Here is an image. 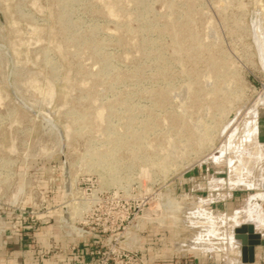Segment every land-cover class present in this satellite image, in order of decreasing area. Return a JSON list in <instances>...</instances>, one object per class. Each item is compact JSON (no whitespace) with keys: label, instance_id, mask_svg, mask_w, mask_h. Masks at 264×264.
<instances>
[{"label":"rangeland","instance_id":"rangeland-1","mask_svg":"<svg viewBox=\"0 0 264 264\" xmlns=\"http://www.w3.org/2000/svg\"><path fill=\"white\" fill-rule=\"evenodd\" d=\"M242 223L264 236V0H0V253L264 264Z\"/></svg>","mask_w":264,"mask_h":264},{"label":"crops","instance_id":"crops-1","mask_svg":"<svg viewBox=\"0 0 264 264\" xmlns=\"http://www.w3.org/2000/svg\"><path fill=\"white\" fill-rule=\"evenodd\" d=\"M263 235V234H262ZM264 236H261V238ZM262 243H264V238H262ZM262 252L264 251V245L260 246ZM258 250L256 248V256ZM61 260L57 261L55 258L50 260L43 256H36L32 250L27 246L23 245H13L11 250L3 251L0 253V264H61ZM256 261V260H255ZM255 263V262H253ZM63 264V263H62Z\"/></svg>","mask_w":264,"mask_h":264},{"label":"water","instance_id":"water-1","mask_svg":"<svg viewBox=\"0 0 264 264\" xmlns=\"http://www.w3.org/2000/svg\"><path fill=\"white\" fill-rule=\"evenodd\" d=\"M236 237L241 240V258L244 263H253L256 246L261 244V234L255 232L252 224H241L236 229Z\"/></svg>","mask_w":264,"mask_h":264},{"label":"bare ground","instance_id":"bare-ground-1","mask_svg":"<svg viewBox=\"0 0 264 264\" xmlns=\"http://www.w3.org/2000/svg\"><path fill=\"white\" fill-rule=\"evenodd\" d=\"M255 115H256V111H255ZM262 177H263V176H262ZM255 206H256V205H255ZM253 208H254V206H253ZM253 208H252V209H253ZM252 209H251V211H253ZM254 210H256V209L254 208ZM257 211H258V210H257ZM257 211H255V212H257ZM253 212H254V211H253ZM257 213H258V212H257ZM257 213H256V214H257ZM253 215L255 216V214H253ZM258 215H259V214H258ZM260 216H261V215H260ZM250 217H251V214H250ZM256 217H257V216H256ZM243 218H244V217H243ZM254 219H255V217H254ZM247 220H248V219H247ZM252 220H253V219H252ZM255 220H257V219H255ZM255 220H254V221H255ZM243 221H244V220H243ZM243 221H242V222H243ZM257 221H258V220H257ZM250 223H251V222H250ZM257 223H258V222H257ZM242 224H243V223H242ZM248 224H249V223H248ZM253 224H254V223H253Z\"/></svg>","mask_w":264,"mask_h":264}]
</instances>
